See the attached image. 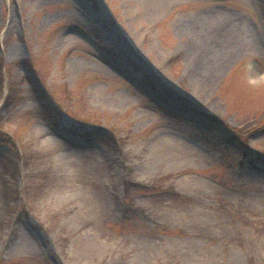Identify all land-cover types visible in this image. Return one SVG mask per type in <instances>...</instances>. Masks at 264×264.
I'll use <instances>...</instances> for the list:
<instances>
[{"label": "rangeland", "instance_id": "rangeland-1", "mask_svg": "<svg viewBox=\"0 0 264 264\" xmlns=\"http://www.w3.org/2000/svg\"><path fill=\"white\" fill-rule=\"evenodd\" d=\"M215 10L262 47L210 76ZM0 264H264V0H0Z\"/></svg>", "mask_w": 264, "mask_h": 264}, {"label": "bare ground", "instance_id": "bare-ground-1", "mask_svg": "<svg viewBox=\"0 0 264 264\" xmlns=\"http://www.w3.org/2000/svg\"><path fill=\"white\" fill-rule=\"evenodd\" d=\"M154 12L175 0H149ZM183 32L193 44V56L200 69L212 76L222 72L237 58L261 50L262 38L257 28L243 22L230 10L195 14ZM257 77L256 72L251 73ZM259 77V76H258Z\"/></svg>", "mask_w": 264, "mask_h": 264}]
</instances>
